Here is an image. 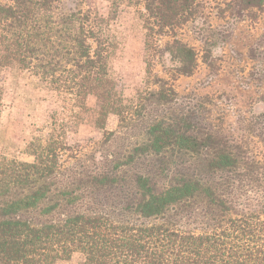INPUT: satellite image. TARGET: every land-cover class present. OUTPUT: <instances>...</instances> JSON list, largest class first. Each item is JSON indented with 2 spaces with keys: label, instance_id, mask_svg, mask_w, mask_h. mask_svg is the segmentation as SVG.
<instances>
[{
  "label": "trees",
  "instance_id": "1",
  "mask_svg": "<svg viewBox=\"0 0 264 264\" xmlns=\"http://www.w3.org/2000/svg\"><path fill=\"white\" fill-rule=\"evenodd\" d=\"M136 1L145 29L140 109L158 108L151 117L124 102L111 76L115 2L104 15L85 0H0V115L7 68L37 78L60 100L50 132L28 144L32 161L0 154V264H55L75 252L81 264H264V155L251 152L243 133L172 111L177 93L153 70L159 37L168 36L172 76L194 73L196 52L177 30L209 2L242 20L264 12V0ZM90 95L105 147L91 164L69 155L79 145L66 143ZM260 102L241 130L264 147V131H250L264 129V96ZM110 114L119 130L105 129ZM120 129L134 139L109 151ZM193 215L206 227L183 228Z\"/></svg>",
  "mask_w": 264,
  "mask_h": 264
},
{
  "label": "rangeland",
  "instance_id": "2",
  "mask_svg": "<svg viewBox=\"0 0 264 264\" xmlns=\"http://www.w3.org/2000/svg\"><path fill=\"white\" fill-rule=\"evenodd\" d=\"M112 1L117 5L114 27L118 45L111 62V76L124 102L141 110V115L145 113V117H151L158 113V108L147 105L145 110L140 109L144 95H139V90L146 86L145 29L138 17L142 3L136 0H85V6L106 15ZM220 14L214 3L209 2L203 13L177 30L178 38L196 52L197 67L192 75L172 76L176 61L164 51L168 36L159 37V52L154 54L153 70L167 79L177 93L172 111H188L203 124L220 127L234 136L243 133L251 152L260 157L264 155V147L259 139L246 135L241 129L247 127L244 117L261 105L264 96V12L242 20ZM2 80L5 91L0 115V154L30 162L33 156L29 154L28 144L34 138H45L50 132V116L59 110L60 100L27 72L7 68L2 72ZM86 103L90 110L79 124H70L67 128L66 143L79 145L78 151L72 150L69 155L91 164V157L97 159L105 153V147L98 144L103 138V130L95 124L97 99L90 95ZM141 115L133 116L134 123ZM118 123V117L110 114L105 129L115 131ZM127 129L132 134L138 131ZM123 131L120 129L115 135L116 139L107 148L109 151L120 150L134 139L128 133L124 139ZM250 131L256 133L264 129ZM64 158L69 162L74 160L68 155ZM184 220L185 229L199 231L206 227L202 215ZM82 261L83 255L75 252L68 260L55 264H81Z\"/></svg>",
  "mask_w": 264,
  "mask_h": 264
}]
</instances>
